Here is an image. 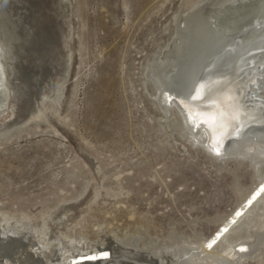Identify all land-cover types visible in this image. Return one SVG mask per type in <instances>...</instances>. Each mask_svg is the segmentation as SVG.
<instances>
[{
  "label": "rangeland",
  "instance_id": "1",
  "mask_svg": "<svg viewBox=\"0 0 264 264\" xmlns=\"http://www.w3.org/2000/svg\"><path fill=\"white\" fill-rule=\"evenodd\" d=\"M191 1L3 0L25 48L19 73L8 69L14 99L0 117L12 122L0 130L20 127L0 136V221L36 227L83 204L71 221L90 240L104 231L158 241L216 233L255 169L248 160L220 165L192 145L171 127L176 110L167 120L146 90L150 59Z\"/></svg>",
  "mask_w": 264,
  "mask_h": 264
},
{
  "label": "bare ground",
  "instance_id": "2",
  "mask_svg": "<svg viewBox=\"0 0 264 264\" xmlns=\"http://www.w3.org/2000/svg\"><path fill=\"white\" fill-rule=\"evenodd\" d=\"M190 10L191 15L183 19L181 13ZM11 17L3 12V0H0V117L10 113L14 99L8 69L13 74L19 73L17 59L25 48L18 33L21 26ZM175 25L167 47L147 63L146 90H154L157 105L166 119L172 113V129L182 137H189L192 145L197 141L220 165L236 160L239 163L248 160L252 164L256 179L250 188L243 190L239 205L220 218L212 236L202 238L198 234L191 238L172 234L169 241L143 234L125 238L106 231L90 240L84 233L74 232L76 225L71 221L73 217L78 219L83 204H67L57 214L54 211L49 221L44 220L36 227L28 228V219L4 217L0 221V258L10 264H245L249 259L261 263L264 0H192L179 12ZM13 29L18 33L17 38ZM192 84L195 89L189 94ZM217 109L225 117L239 113V131L229 128L227 135L217 134L213 147V133L206 121ZM10 121L7 123L11 124ZM7 123L0 122V128ZM15 124L0 130V136L19 129ZM96 197L93 194L91 200ZM137 240H142V245Z\"/></svg>",
  "mask_w": 264,
  "mask_h": 264
},
{
  "label": "snow or ice",
  "instance_id": "3",
  "mask_svg": "<svg viewBox=\"0 0 264 264\" xmlns=\"http://www.w3.org/2000/svg\"><path fill=\"white\" fill-rule=\"evenodd\" d=\"M203 88V85H201ZM195 89V84L189 86V94ZM207 126L213 133V147L216 146V135L219 134L221 137L228 134L229 128L233 131H239L237 125L239 124V113L231 114L225 117V114L217 109L216 112L210 115L208 121H206ZM214 243V241L212 242ZM212 243L209 247H212Z\"/></svg>",
  "mask_w": 264,
  "mask_h": 264
}]
</instances>
